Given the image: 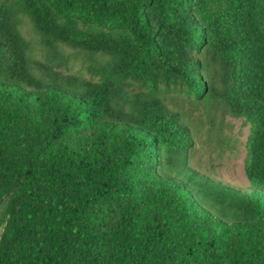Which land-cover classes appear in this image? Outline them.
<instances>
[{
  "label": "trees",
  "instance_id": "trees-1",
  "mask_svg": "<svg viewBox=\"0 0 264 264\" xmlns=\"http://www.w3.org/2000/svg\"><path fill=\"white\" fill-rule=\"evenodd\" d=\"M180 99L249 126L250 188L188 165ZM0 264H264V0H0Z\"/></svg>",
  "mask_w": 264,
  "mask_h": 264
},
{
  "label": "rangeland",
  "instance_id": "rangeland-1",
  "mask_svg": "<svg viewBox=\"0 0 264 264\" xmlns=\"http://www.w3.org/2000/svg\"><path fill=\"white\" fill-rule=\"evenodd\" d=\"M20 31L31 44L32 55L37 60L45 63L48 58H53V54L42 48L28 21L23 19ZM55 57L56 69L85 77H89L88 65L94 64L93 59L64 46H60ZM94 58L104 61L103 56ZM178 104L186 114L194 142L188 152V165L228 186L250 188L251 183L244 174L249 126L242 119L222 114L210 102H183L180 99Z\"/></svg>",
  "mask_w": 264,
  "mask_h": 264
}]
</instances>
